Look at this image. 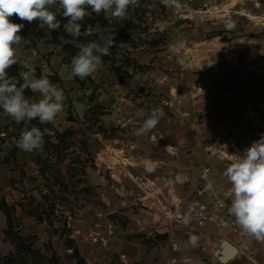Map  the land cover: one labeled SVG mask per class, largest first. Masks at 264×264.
<instances>
[{"label":"crops","instance_id":"0c3cea01","mask_svg":"<svg viewBox=\"0 0 264 264\" xmlns=\"http://www.w3.org/2000/svg\"><path fill=\"white\" fill-rule=\"evenodd\" d=\"M178 1L184 6L180 14L156 0H139V6H130L123 20L106 19L103 12L97 15L111 26L97 25L93 32L105 39L114 36L116 46L102 57L99 70L83 80L71 74L64 41L51 43L44 30L41 39L25 36L23 29L19 33L24 40L17 66L27 63L35 70L32 78L46 75L67 98L54 124H40L38 119L17 123L0 109V198L13 208L21 232L36 237L38 244L49 238V223L38 222L28 205L19 207L21 197H34L37 188L41 191L29 154L17 147L20 133L43 125L59 131L73 128L89 109L97 108L102 112L99 125L120 136L95 146L93 158L111 177L121 181L131 177L139 188L134 193L121 189L139 204L134 214L130 205L129 211H119L128 215V223L115 234L109 231L104 262L252 264L243 256L244 247L256 261H264V241L241 230L223 239L237 254L222 263L218 257L224 254L223 240L215 235L214 225L198 226L188 211L195 205L208 210L211 200L197 193L206 183L229 194L228 211L231 184L224 172L235 162L233 157L243 156L264 135V36L258 40L248 16L238 9H245L250 17L257 14L236 3L229 5L239 0ZM253 5L261 7L255 1ZM204 8L207 12L200 13ZM260 13L264 15V7ZM9 19L23 23L15 15ZM115 29L123 31V36L112 35ZM20 79L23 83L21 75ZM25 97L33 102L41 98L33 92ZM165 100L172 107L164 106ZM157 107L163 108L164 117L148 134L137 136L136 130ZM182 113L189 116L181 117ZM149 166L153 171H147ZM203 168L209 169L206 181L200 179ZM117 170L121 177L115 176ZM57 225L54 222L52 227ZM6 227L0 211V264H15L9 257L15 245L4 238ZM190 234L199 237L195 247L187 243Z\"/></svg>","mask_w":264,"mask_h":264},{"label":"rangeland","instance_id":"374dc122","mask_svg":"<svg viewBox=\"0 0 264 264\" xmlns=\"http://www.w3.org/2000/svg\"><path fill=\"white\" fill-rule=\"evenodd\" d=\"M242 1H229V5L236 3L238 8L244 6L255 11L257 15L250 13V17L245 9H238L248 16L258 40L260 36L263 39L264 15L260 11L264 7V0ZM253 1L261 3V7H255ZM50 10L56 13L57 19H64L63 10L58 5ZM206 10L207 8H204L199 12ZM23 23L26 25L27 22ZM36 24L40 27L38 20ZM42 29L49 39L52 30L47 26ZM60 31L67 34L63 26ZM88 113L83 115L82 120L75 121L73 128L63 131L49 125L41 126L42 130L50 129L52 135H45L42 151L28 153L33 169L37 171L41 191L37 188L34 197H21L19 207L28 205V212L45 210L50 213L47 221L45 220L49 223V238L40 245L36 237L25 236L19 229L18 220L12 214L13 232L20 237L14 254L9 255L15 264H109L103 259L106 237L110 230L115 234L116 231L126 228L128 223V215L119 211L124 208V211L130 209L133 214L136 213L134 206L139 204L138 200L133 201L130 193L124 194L121 190L138 192L136 181L131 177L130 181L111 177L109 170L93 158L95 146L102 147L104 140H113L120 135L108 133L107 129L99 125L102 114L100 109L91 108ZM118 170L115 176L121 177L117 174ZM22 200L25 202H21ZM128 205L131 206L129 209ZM111 208L114 211L107 213ZM54 222L58 224L55 228L52 227ZM93 232L96 234H92ZM71 235L73 237H70ZM93 237L97 240H93ZM5 240L11 241L9 238ZM67 249L71 253H68Z\"/></svg>","mask_w":264,"mask_h":264},{"label":"clouds","instance_id":"9594fccd","mask_svg":"<svg viewBox=\"0 0 264 264\" xmlns=\"http://www.w3.org/2000/svg\"><path fill=\"white\" fill-rule=\"evenodd\" d=\"M57 5L63 10V17L67 18L63 28L74 38L77 49L71 58V74L83 80L99 70L102 57L110 55V49L116 45L114 36L105 39L102 34L94 33L91 26L83 29L82 21L92 13L99 15L102 12L106 19L123 20L130 6H139V0H0V109L17 123L38 119L40 124H54L67 98L63 90L46 75L32 78L35 70L27 63L21 65L26 69L20 73L23 83L9 75L8 69L19 64L18 48L22 47L24 40L19 35L24 24L14 23L9 18L15 15L28 23L38 20L41 28L47 26L55 31L60 29L61 23L50 9ZM92 35H98L99 40L76 42L81 36L87 38ZM26 89L39 93L41 98L30 101L24 95ZM197 90L203 92L202 89ZM164 115L163 108L152 109L135 134H148ZM45 135H52L50 129L26 127L20 133L17 147L27 153L42 151ZM233 160L235 162L224 172L231 184L228 212L245 234L264 241V135L254 141L243 156L238 159L233 157ZM147 171L151 172L153 168L149 166ZM211 187L209 183L208 188ZM198 240L197 235L190 234L187 243L195 247Z\"/></svg>","mask_w":264,"mask_h":264},{"label":"built area","instance_id":"2783aa9c","mask_svg":"<svg viewBox=\"0 0 264 264\" xmlns=\"http://www.w3.org/2000/svg\"><path fill=\"white\" fill-rule=\"evenodd\" d=\"M158 3L165 7L170 8L175 14H180L184 6L178 0H156ZM147 4V5H146ZM145 5L149 8V2ZM207 12V11H205ZM206 94V93H205ZM162 104L166 107H172V103L169 101H162ZM189 116V113H182L181 117ZM3 134L0 135L2 137ZM209 169L203 168L200 175L202 181H206ZM208 184L198 188L197 193L199 195H207L211 200L208 210H205L203 206L195 205L194 207L189 206L188 211L190 212L191 219L198 225L202 226L205 223H211L214 225V232L217 238L221 241L227 234L237 235L241 232L240 227L235 223V220L230 216L226 208V200L229 194L225 191H219L214 187L208 188ZM243 256L250 259L252 264H264L263 262L256 261L253 258V253L248 250L247 247L243 249Z\"/></svg>","mask_w":264,"mask_h":264},{"label":"trees","instance_id":"16d2710c","mask_svg":"<svg viewBox=\"0 0 264 264\" xmlns=\"http://www.w3.org/2000/svg\"><path fill=\"white\" fill-rule=\"evenodd\" d=\"M58 20H61V27L63 26L64 23L67 22V18L64 19H60L58 18ZM14 23H18V20L13 21ZM82 25H83V29L88 28L89 26L92 27V29L97 26H111V23L105 19H103L102 16H97L94 13H92L90 16L86 17L84 19V21H82ZM60 27V28H61ZM82 29V30H83ZM23 31H25V36H30L36 39H41L44 38L45 35L43 33V29L41 27H38V25L35 23H28L26 26H24ZM123 31L117 30L115 29L111 34L112 35H116L118 37H122ZM62 37V39H60ZM50 42L51 43H57L60 44L61 40H64V44L62 45V49L68 54V58H72V56H74L77 52V49L74 46L73 40L74 38L71 37L70 34H63L62 31H60V29L56 30V31H51L50 32ZM99 36L98 35H92L89 36L87 38L81 36L78 41L76 42H88V41H92V40H98ZM23 70V68L17 66V65H13L10 69H8L9 75L10 76H15L18 80L21 81L20 79V72ZM22 83V82H21ZM32 92L30 89H26L24 95H30ZM96 109V108H94ZM69 120H72L71 117H69ZM40 129L42 130V127H40ZM0 211L3 212V214L6 217V221H7V227L6 230L4 231V238L7 239H11L10 242H13L14 245H16V247H18L17 241H19L18 235L16 233L13 232V219H12V214H13V208L8 206L7 202L5 201L4 198H0ZM43 212H38V210H35L33 212H31L32 216H35L36 220L38 222H43V221H47V216H49L48 212H46L45 210H42Z\"/></svg>","mask_w":264,"mask_h":264},{"label":"water","instance_id":"95a60500","mask_svg":"<svg viewBox=\"0 0 264 264\" xmlns=\"http://www.w3.org/2000/svg\"><path fill=\"white\" fill-rule=\"evenodd\" d=\"M221 251H224V254L221 257H218V259L225 263L228 261L231 257L235 256L237 254V250L234 246H232L228 241L223 240L220 245ZM218 253V252H217ZM218 256V255H217Z\"/></svg>","mask_w":264,"mask_h":264}]
</instances>
